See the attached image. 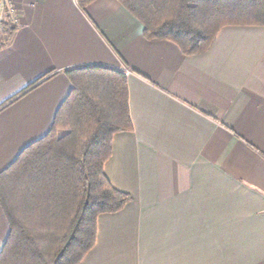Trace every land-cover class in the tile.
Listing matches in <instances>:
<instances>
[{
	"label": "crops",
	"instance_id": "crops-1",
	"mask_svg": "<svg viewBox=\"0 0 264 264\" xmlns=\"http://www.w3.org/2000/svg\"><path fill=\"white\" fill-rule=\"evenodd\" d=\"M18 5L0 48V172L51 129L67 69L129 71L133 129L114 134L104 171L132 199L98 216L77 264H264V25L224 26L186 55L118 0ZM9 232L0 206V251Z\"/></svg>",
	"mask_w": 264,
	"mask_h": 264
},
{
	"label": "trees",
	"instance_id": "trees-1",
	"mask_svg": "<svg viewBox=\"0 0 264 264\" xmlns=\"http://www.w3.org/2000/svg\"><path fill=\"white\" fill-rule=\"evenodd\" d=\"M92 1L77 0L83 9ZM118 1L146 38L171 40L186 55L208 50L224 26L264 25V0ZM16 29L10 21L2 27L0 48ZM65 72L72 89L51 129L0 172L10 227L0 264H77L96 243L98 216L132 199L104 171L114 134L133 129L127 73L104 65Z\"/></svg>",
	"mask_w": 264,
	"mask_h": 264
},
{
	"label": "built area",
	"instance_id": "built-area-1",
	"mask_svg": "<svg viewBox=\"0 0 264 264\" xmlns=\"http://www.w3.org/2000/svg\"><path fill=\"white\" fill-rule=\"evenodd\" d=\"M19 0H0V32L2 31L3 23L6 18L9 17L14 24H20V15H19ZM126 73L129 71L124 68Z\"/></svg>",
	"mask_w": 264,
	"mask_h": 264
},
{
	"label": "rangeland",
	"instance_id": "rangeland-1",
	"mask_svg": "<svg viewBox=\"0 0 264 264\" xmlns=\"http://www.w3.org/2000/svg\"><path fill=\"white\" fill-rule=\"evenodd\" d=\"M0 34H1V32H0ZM120 70H122V69H120Z\"/></svg>",
	"mask_w": 264,
	"mask_h": 264
}]
</instances>
